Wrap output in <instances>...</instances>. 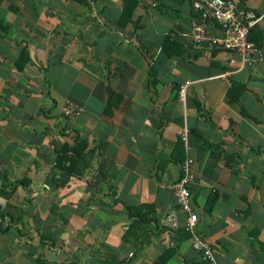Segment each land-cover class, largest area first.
Returning a JSON list of instances; mask_svg holds the SVG:
<instances>
[{"label": "crops", "instance_id": "obj_1", "mask_svg": "<svg viewBox=\"0 0 264 264\" xmlns=\"http://www.w3.org/2000/svg\"><path fill=\"white\" fill-rule=\"evenodd\" d=\"M192 19L189 0H0V264H201L172 189L187 155L216 264H264V18L243 65L195 50Z\"/></svg>", "mask_w": 264, "mask_h": 264}, {"label": "built area", "instance_id": "obj_2", "mask_svg": "<svg viewBox=\"0 0 264 264\" xmlns=\"http://www.w3.org/2000/svg\"><path fill=\"white\" fill-rule=\"evenodd\" d=\"M192 19V47L200 52L229 51V61L242 65L251 63L256 51V43L250 39V33L264 13L251 8L240 6L235 0H189ZM63 112L67 116H74L80 112L72 104H66ZM187 139V132L181 134ZM187 147V146H186ZM193 159L189 155L181 163V176L173 183L172 189L177 199L178 208L188 213L183 222V228L190 233L192 246L201 253L208 264H216L214 250L211 244L201 238L196 231L198 215L191 207L190 183L194 178L192 170ZM163 226L174 232L181 223L177 218V210L171 209L163 220Z\"/></svg>", "mask_w": 264, "mask_h": 264}, {"label": "trees", "instance_id": "obj_3", "mask_svg": "<svg viewBox=\"0 0 264 264\" xmlns=\"http://www.w3.org/2000/svg\"><path fill=\"white\" fill-rule=\"evenodd\" d=\"M132 5L129 4V2H125V6L123 8V13L120 17V22L124 24L126 21H129L131 17V12H132ZM135 25H138V22L134 23ZM251 39V38H250ZM175 43L180 47L176 41H170L169 38H166L164 41V46L167 43ZM216 52V51H215ZM215 52L211 53L212 55L215 54ZM86 144L83 140H78L76 138L74 145L68 146V145H63L60 148H57V157H56V165L61 166L64 169H69V166L66 165L67 162H71L70 164H74L77 160L81 159L82 156L81 153L83 149L85 148ZM70 170V169H69ZM213 204V199H210L208 202L209 207ZM169 252L162 253L158 256L157 260L153 264H168V257L169 253H171L172 250H168ZM201 264H208L206 261H203Z\"/></svg>", "mask_w": 264, "mask_h": 264}]
</instances>
